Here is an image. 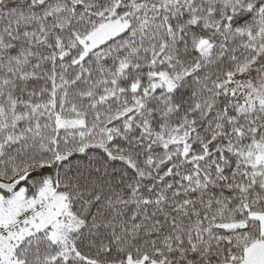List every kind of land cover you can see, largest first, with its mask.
<instances>
[{
	"label": "snow or ice",
	"instance_id": "obj_1",
	"mask_svg": "<svg viewBox=\"0 0 264 264\" xmlns=\"http://www.w3.org/2000/svg\"><path fill=\"white\" fill-rule=\"evenodd\" d=\"M0 264H264V0H0Z\"/></svg>",
	"mask_w": 264,
	"mask_h": 264
}]
</instances>
